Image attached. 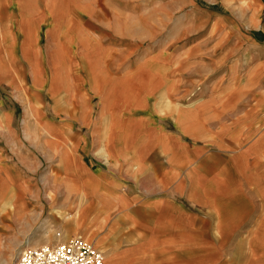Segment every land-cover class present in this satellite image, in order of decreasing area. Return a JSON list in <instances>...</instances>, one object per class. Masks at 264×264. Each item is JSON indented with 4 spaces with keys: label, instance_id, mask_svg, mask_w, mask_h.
<instances>
[{
    "label": "crops",
    "instance_id": "0c3cea01",
    "mask_svg": "<svg viewBox=\"0 0 264 264\" xmlns=\"http://www.w3.org/2000/svg\"><path fill=\"white\" fill-rule=\"evenodd\" d=\"M64 4L87 10L0 0V176L10 192L17 171L13 223L35 221L40 189L27 175L54 161L62 178L44 174L46 202L79 214L64 238L91 223L104 264H264V45L178 57L132 97L102 68L108 48L86 53L64 35Z\"/></svg>",
    "mask_w": 264,
    "mask_h": 264
},
{
    "label": "rangeland",
    "instance_id": "374dc122",
    "mask_svg": "<svg viewBox=\"0 0 264 264\" xmlns=\"http://www.w3.org/2000/svg\"><path fill=\"white\" fill-rule=\"evenodd\" d=\"M71 1L66 0L67 5ZM76 2L85 4L87 10L71 9L65 4L66 7L61 5L63 7L58 9L57 14L70 22L64 35L71 40L74 37L82 38L83 50L86 53L96 49L95 45L98 43L108 48L110 53L103 61L102 68L111 79L126 78L127 94H131L132 97L143 87L155 89L160 83L156 79V74L168 72L178 57L204 56L205 51L214 48H217V51L225 48L231 51L232 55L244 50L245 54L251 43L264 45V0H76ZM42 33L46 35L45 31ZM61 48L68 57L73 58L77 55L74 48L64 42L61 43ZM238 60L241 58L238 57ZM243 61L244 59L242 63ZM237 69L238 67H234L233 71ZM252 70L244 69V72L249 71L251 74ZM259 74L263 79L259 83L264 86L263 63L260 64ZM89 81L90 78L87 82ZM103 82H106V79ZM202 85L203 81H199L195 88L199 90ZM193 97L194 94L191 98ZM162 99L163 107L169 108L177 104L167 97ZM250 101L248 97L246 102ZM11 162L14 163L12 160ZM51 164L53 169L46 165L36 173L27 175L29 176L27 180L35 183L40 189L38 205L34 202L30 207L35 215V221L30 225L27 222L13 223L12 220L14 208L10 201L14 197L15 189L19 190L15 175L17 171L12 169L8 176L11 181L9 182L15 184L11 185L10 192L2 190L5 186L0 176V204L4 198L7 199L6 203L10 204L0 205V264H13L25 247L65 242L73 237H82L91 243L94 241L104 252L107 251L105 250L108 249V246L105 248L107 243L98 240V235L93 232L90 222L75 223L74 234L64 238L66 233L64 235L62 231V224L66 228L72 227L65 221L77 219V215L73 212L70 216L60 207L49 206L46 202L47 195L41 181L46 176L44 174L51 170V174L46 177L51 178L52 183H59L62 178L59 165L55 166L54 161ZM16 193L18 198V192ZM85 217L83 215L82 219ZM18 231L20 236L25 237L18 239L15 234ZM92 235L95 237L92 238Z\"/></svg>",
    "mask_w": 264,
    "mask_h": 264
},
{
    "label": "built area",
    "instance_id": "2783aa9c",
    "mask_svg": "<svg viewBox=\"0 0 264 264\" xmlns=\"http://www.w3.org/2000/svg\"><path fill=\"white\" fill-rule=\"evenodd\" d=\"M105 255L82 237L69 241L28 246L21 250L13 264H104Z\"/></svg>",
    "mask_w": 264,
    "mask_h": 264
}]
</instances>
